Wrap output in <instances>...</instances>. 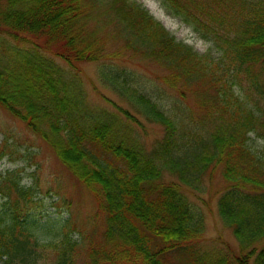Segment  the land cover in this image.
<instances>
[{
  "label": "trees",
  "instance_id": "16d2710c",
  "mask_svg": "<svg viewBox=\"0 0 264 264\" xmlns=\"http://www.w3.org/2000/svg\"><path fill=\"white\" fill-rule=\"evenodd\" d=\"M162 2L219 55L177 41L136 0H7L0 106L56 151L104 214L82 264H264V153L249 145L251 133L264 139V0ZM118 56L165 68L158 79L171 104L159 100L165 89L141 90L134 75L101 69L100 80L136 114L92 108L81 64ZM137 115L163 128L152 148L132 125ZM219 168L227 183L219 215L238 241L237 252L227 247L232 257L200 249L204 215L186 192ZM10 189L0 207L3 264H80L68 233L38 240L33 190Z\"/></svg>",
  "mask_w": 264,
  "mask_h": 264
},
{
  "label": "rangeland",
  "instance_id": "374dc122",
  "mask_svg": "<svg viewBox=\"0 0 264 264\" xmlns=\"http://www.w3.org/2000/svg\"><path fill=\"white\" fill-rule=\"evenodd\" d=\"M136 1L142 4L177 41L191 46L199 54H211L213 57L219 55L211 42L202 38L191 25L167 10L162 0ZM0 5H7V0H0ZM108 52L113 53L114 48H110ZM119 57L112 58V61L81 64V74L92 108L101 113L115 115L122 107L136 114L128 103L100 80L101 69L108 72L114 70L123 77L126 74L134 75L135 79L131 84L141 90L159 86L166 90L163 98L159 100L171 104V98L167 94L172 90L158 79L167 73L165 68L152 60H143L140 57H134L135 59L128 57L123 60ZM56 60L62 62L58 58ZM153 97L159 98L154 92ZM132 125L134 129L143 133L149 148H152L155 141L163 135V128L159 124L145 120L142 115H137ZM250 137V147L264 153V139L255 133H251ZM0 179L4 183V192H0V207H3L8 198L5 192L7 187L11 188V193L14 192L15 182L26 189L31 188L33 202L30 204L29 220H36L39 226L35 232L40 243L58 242L68 233L71 240L77 242L76 250L82 264L89 240H97L104 229V214L99 212L98 203L91 190L60 159L56 151L26 122L1 106ZM226 186L227 183L219 168L206 176L199 189L186 192L204 215L203 230L198 240L200 249L212 255L220 251L226 252L232 257L227 247L231 246L234 252H237L238 241L232 228L223 222L218 212V198ZM0 264H3V259H0Z\"/></svg>",
  "mask_w": 264,
  "mask_h": 264
}]
</instances>
